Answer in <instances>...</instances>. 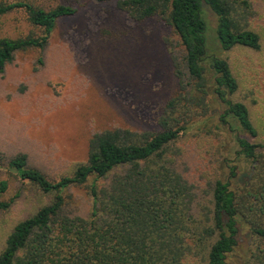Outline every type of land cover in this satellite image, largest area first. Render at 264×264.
Listing matches in <instances>:
<instances>
[{
	"label": "trees",
	"instance_id": "trees-1",
	"mask_svg": "<svg viewBox=\"0 0 264 264\" xmlns=\"http://www.w3.org/2000/svg\"><path fill=\"white\" fill-rule=\"evenodd\" d=\"M79 1L44 5L0 0V19L23 11L41 30L19 37L0 35V72L17 52L45 50L58 22L79 11ZM97 1H115L136 22L157 17L174 30L185 68L178 70V90L164 106L159 130L94 133L86 162L70 175L53 180L30 166L26 153L10 158L7 165L0 163L22 183L53 195L14 226L0 264H185L204 250L207 264H229L245 241L249 251L241 264H264V140L259 141L248 105L235 97L238 79L218 52L237 46L260 49V35L240 21L249 1ZM209 12L216 17L215 27ZM38 61L43 64L42 57ZM190 134L220 140L222 172L211 185L212 205L203 219L193 212V185L168 157L172 144ZM75 185L88 186L90 217L64 210V194ZM8 187L7 180L0 181V194ZM19 196L17 192L0 201V211L9 210Z\"/></svg>",
	"mask_w": 264,
	"mask_h": 264
},
{
	"label": "rangeland",
	"instance_id": "rangeland-1",
	"mask_svg": "<svg viewBox=\"0 0 264 264\" xmlns=\"http://www.w3.org/2000/svg\"><path fill=\"white\" fill-rule=\"evenodd\" d=\"M57 4L60 0H28ZM241 25L260 35L261 47L237 46L218 50L239 82L236 98L245 102L264 140V0H248ZM79 11L61 19L45 50L17 52L0 72V163L20 153L28 163L56 180L86 162L94 133L129 129L152 133L166 102L179 87V69H185L178 36L155 17L136 22L119 10L115 1L80 0ZM212 27L216 17L209 12ZM41 33L23 11L0 19V35L19 37ZM212 36L210 37V42ZM211 49L216 45L212 41ZM39 57L43 64H39ZM219 139L206 134L183 136L172 144L170 162L194 187L193 212L203 219L212 205L211 185L221 170ZM228 154V152H225ZM222 158V157H221ZM108 179V178H107ZM107 179L102 180L107 183ZM9 187L0 194L7 201L20 196L7 211H0V252L14 226L49 203L53 195L15 177L0 166V181ZM65 212L90 217L93 200L87 185L70 187ZM248 241L237 248L229 264L247 257ZM205 251V250H204ZM185 264H207L205 252Z\"/></svg>",
	"mask_w": 264,
	"mask_h": 264
}]
</instances>
